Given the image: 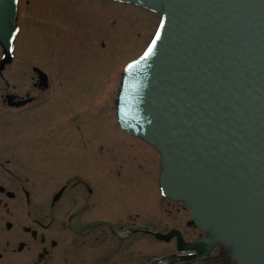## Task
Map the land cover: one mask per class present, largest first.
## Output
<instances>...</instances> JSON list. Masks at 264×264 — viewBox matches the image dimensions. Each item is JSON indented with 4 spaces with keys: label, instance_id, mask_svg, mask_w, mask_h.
Segmentation results:
<instances>
[{
    "label": "water",
    "instance_id": "water-1",
    "mask_svg": "<svg viewBox=\"0 0 264 264\" xmlns=\"http://www.w3.org/2000/svg\"><path fill=\"white\" fill-rule=\"evenodd\" d=\"M18 1L0 0L3 64ZM118 1L162 13L146 51L125 68L119 123L160 152L163 195L190 207L206 233L189 244L179 237L184 253L167 264L218 245L233 264H264V0Z\"/></svg>",
    "mask_w": 264,
    "mask_h": 264
},
{
    "label": "flooded vegetation",
    "instance_id": "flooded-vegetation-1",
    "mask_svg": "<svg viewBox=\"0 0 264 264\" xmlns=\"http://www.w3.org/2000/svg\"><path fill=\"white\" fill-rule=\"evenodd\" d=\"M12 56L4 66L0 58V78L11 87L12 73L21 72L30 84L20 92H0V111L6 116L0 126V264H41L54 257L55 248L57 264L61 256L68 264H164L163 259L168 261L169 256L181 253L179 237L188 244L205 235L199 231L195 238L188 239L187 234L195 235L198 229L189 207L161 193L157 201L146 202L139 193L136 200L114 201L115 189L133 183L122 176L124 164L118 162L119 155L123 160V143L136 141L149 147L153 156L158 153L156 149L124 131L117 117L115 125L120 134L107 139H92L87 123L76 122V115L71 113L65 122L44 127L40 112L52 94L55 78L36 63H28L32 74L24 62L19 70L14 69L18 61L16 42ZM134 154L138 168L148 169L149 159L139 150ZM113 170L121 178L117 180ZM140 173L134 176L138 179ZM45 193L49 203L45 202L47 198L43 201ZM48 209L52 221L44 223ZM173 219L179 221L172 223ZM53 224L59 237L47 234ZM173 230L179 234L169 235ZM201 260L233 264L222 246L207 256L175 264H197Z\"/></svg>",
    "mask_w": 264,
    "mask_h": 264
},
{
    "label": "rangeland",
    "instance_id": "rangeland-1",
    "mask_svg": "<svg viewBox=\"0 0 264 264\" xmlns=\"http://www.w3.org/2000/svg\"><path fill=\"white\" fill-rule=\"evenodd\" d=\"M160 19L158 13L143 7L119 4L112 0H20L18 23L21 29L16 39L18 61L14 63V69L19 70L23 62L36 63L55 78L52 94L40 112L44 127L65 122L67 114L71 113L76 115V122L87 123L92 139L119 135L115 125V106L122 71L129 61L146 49ZM1 55L0 48V58ZM27 69L29 74L33 73L29 64ZM12 74V77L9 76L11 87L0 78V92H20L26 84H30L20 75L21 72ZM80 111H85V114ZM5 117L0 111V126L5 122ZM123 146V160L119 155L118 162L124 164L122 176L133 183L124 184V189H115L116 198L113 200L119 203L131 197L136 200L139 193L145 196L146 202L153 199L157 201L160 192L156 171L160 168V155L155 153L153 156L148 151L149 147L139 146L136 141L128 140ZM135 149L140 151L143 158L149 159L145 171L138 168ZM128 169L133 172L126 173ZM58 170L62 171L61 168ZM135 173H140L138 179ZM66 174L71 176L69 172ZM117 176V180L121 178ZM46 198L47 193L43 201ZM49 201L50 198L45 200ZM96 205L99 208L100 205ZM49 210H44V223L52 221L51 216H48ZM172 212H176L174 207ZM178 221L173 219L172 223ZM55 225L47 230L51 238L60 235ZM0 230H3V226H0ZM197 230L195 235L187 234L188 239L195 238L201 232ZM55 249L54 257L43 260L41 264H57L58 248ZM60 260L58 264H68L66 258L62 260L61 256ZM201 262L203 260L197 264H207Z\"/></svg>",
    "mask_w": 264,
    "mask_h": 264
},
{
    "label": "snow or ice",
    "instance_id": "snow-or-ice-1",
    "mask_svg": "<svg viewBox=\"0 0 264 264\" xmlns=\"http://www.w3.org/2000/svg\"><path fill=\"white\" fill-rule=\"evenodd\" d=\"M151 51H152V48H149L148 52L145 53V55H146V56L149 55V54L151 53Z\"/></svg>",
    "mask_w": 264,
    "mask_h": 264
}]
</instances>
